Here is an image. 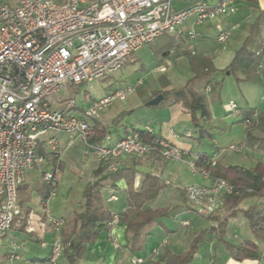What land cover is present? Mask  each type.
<instances>
[{"label": "built area", "instance_id": "2783aa9c", "mask_svg": "<svg viewBox=\"0 0 264 264\" xmlns=\"http://www.w3.org/2000/svg\"><path fill=\"white\" fill-rule=\"evenodd\" d=\"M174 1L0 0V247L19 215L18 188L24 184L26 173L39 170L46 163L45 152L59 160L61 145L57 133L77 138L84 146V155L98 159L108 172L115 170L116 161L124 156L143 159L157 152L168 162L184 161L189 156L160 138L144 143L137 132L112 144L109 134L100 145L88 144L101 114L133 92L129 86L113 88L81 110L74 101L67 102L61 111L49 102L63 88L111 77L133 53L162 35L176 33L189 18L194 19L195 25H203L235 13L233 0H215L211 5L197 1L178 11L173 8ZM216 28L217 42H228L231 31ZM196 36L194 30L186 34L190 55L196 54ZM155 70L162 72L163 68ZM226 108L230 112L235 105L229 102ZM256 118L255 112L244 123L249 125ZM145 131L151 132L148 127ZM187 165L192 173L207 179V172H197L192 161ZM40 173L42 183L51 187L52 196L61 171L52 166ZM261 183L264 189V177ZM184 190L189 206L200 217L218 213L224 207V197L234 193L224 180L205 186L192 184ZM109 200L116 198L111 196ZM40 206L59 235L65 220L50 215L47 200L40 201ZM118 221L114 215L109 227ZM180 224L188 226L189 222ZM112 246L116 250L122 247L116 240ZM61 253L58 236L51 247L50 262L55 264Z\"/></svg>", "mask_w": 264, "mask_h": 264}, {"label": "crops", "instance_id": "0c3cea01", "mask_svg": "<svg viewBox=\"0 0 264 264\" xmlns=\"http://www.w3.org/2000/svg\"><path fill=\"white\" fill-rule=\"evenodd\" d=\"M197 1H204L208 5L215 2V0H175L173 2V8L177 11L183 10ZM233 6L235 8L234 14L218 17L215 21H207L203 25H195L194 19L189 18L176 33L170 35L171 37H175L180 42L181 46L185 47V50L176 56V60H180L181 58L187 59L185 55L189 52L187 50L186 34L189 30H194L197 35L195 55L211 56L212 63L218 71L214 76V84L219 81L223 82L222 88L218 94L212 92V90L206 92L207 105L211 113L210 131L213 135L212 141L203 142L201 144H197L194 141L195 135L189 121V116L185 113L181 105L162 107L169 109L170 113H167V116L165 118L163 117L160 121L156 117V122L158 121V126L163 124L167 126L165 132L163 133L160 128L159 130L157 129L156 132L153 127L148 125L140 130H145L148 127L152 133L164 140L168 145L188 152L189 156L185 158L184 161L175 162L164 161L155 154L141 160L127 156L121 157L116 161L118 164L117 168H132L140 173L153 175L159 178L166 187H172L170 181L172 179L176 183V185L173 186L174 189H182L191 183H201L200 185L204 186L210 184L207 179V182L202 179L199 182L195 179L191 180L183 174L182 165H187L188 162L195 159L200 154H206L211 160L223 166L235 165L249 169L254 167L257 163L264 164V146L251 140L247 141L245 138L246 126L243 122H240L243 113L249 109H256L259 116L264 118V102L262 101L264 87L247 82L238 85L235 80L232 81V79H230L233 78L230 74L227 75L226 72L223 73L231 61L234 51L247 36L248 28L256 17L257 8L264 9V0H256L255 4L250 3L248 0H233ZM216 26L231 31V38L228 42L224 44L217 42ZM173 51V46H169L168 52L164 56L170 55ZM157 67L163 68L166 66L160 63L155 69ZM259 75L260 79L264 82V63L259 68ZM93 99L96 98L89 97L78 104L79 110ZM229 102L235 105V108L230 112L226 108ZM114 118L106 122L104 119L99 118V122L109 128L108 134L111 136L109 144L123 137L122 127L118 126L114 128L112 125V120ZM123 125L126 126L124 123ZM238 126L243 127L244 131L242 137L238 140L229 139V141H225L223 138L225 132H231L234 127ZM131 127L132 126L128 128ZM250 134L255 138L264 137V132L258 128L251 130ZM59 135L62 141L59 140V136L57 137L59 142H62V145L60 142L62 150L72 147L74 142H80L75 137L69 138L64 134ZM214 136L220 137L215 140ZM232 146L238 149L232 150L234 152V157L230 159L231 157L228 150H231L230 147ZM81 153H84V146ZM61 161L62 175L64 161L63 159ZM231 161H236V163ZM84 162L88 167V170H86L87 173L90 172L88 178L90 179L89 181H91L93 172L99 168L100 162L95 158ZM46 163L43 165L47 170L49 165ZM61 180L62 176L59 182H61ZM43 188L44 184L41 182L40 171H38V169L28 171L25 175L24 184L18 190L17 205L19 215L11 225L0 247V264H52L49 260L51 247L58 235L54 232L40 206ZM116 188L117 190L115 191L108 187L102 192L105 202L113 214L121 213L126 206V183L121 180L116 183ZM170 190L172 189L165 188V190L162 191L156 199L148 203L146 207L155 209L170 204L174 206L180 205L181 198L178 197V195L176 197L177 199L171 197L169 195ZM55 193L56 190L47 200V204L50 198L55 196ZM111 196H114L116 201L109 200ZM178 198H180V200ZM154 201L156 202L152 203ZM245 203L249 204V207L252 205H261L264 204V197L245 199L238 206V209L244 210L242 206ZM60 208V210H56L52 212V214L50 213V215L55 218H63L65 220L63 229H68L66 222L74 213L78 212V209L73 203L70 207L67 200L64 201V203L63 201L61 202ZM223 210L225 209L218 212L219 216H224L226 214L222 213ZM188 213L192 214L194 219L191 220L190 217L179 218L182 214L185 215ZM183 221H188V226H181L180 223ZM237 224L242 229V234L235 231V225ZM195 225L196 227H200V231H203L213 224L197 217L192 210L181 208L168 218L161 220L160 223L150 226L148 228L149 235L143 243L142 249L130 253L127 250H116L112 246L114 240L122 245V247L125 245V226L119 220L112 227H109L107 231L100 234L94 244L87 246L80 264H156L157 257L163 249H166L174 255H182L187 252L192 242L191 240L195 237L194 234H188V229L193 227L192 230H194ZM227 230L231 232V240H228L226 237ZM227 230L223 238L227 243L237 245L243 240H254L248 229L246 220L239 215L229 220ZM206 238H208V248L202 253L201 250ZM204 241L200 245L191 264H264L263 261H234L225 249V246L217 242L216 235H207ZM263 243L264 242H259L257 244L263 247ZM157 250L160 252L158 251V254H155L154 252ZM41 261L44 263H41ZM55 264L67 263L61 256Z\"/></svg>", "mask_w": 264, "mask_h": 264}, {"label": "trees", "instance_id": "16d2710c", "mask_svg": "<svg viewBox=\"0 0 264 264\" xmlns=\"http://www.w3.org/2000/svg\"><path fill=\"white\" fill-rule=\"evenodd\" d=\"M248 1L252 4L256 2V0ZM185 56L191 73V77L186 83L178 88L154 92L147 101L158 94H162L163 101L156 108L181 105L189 116L195 135L194 141L197 144H201L213 139L210 131L211 113L207 105V88H209V91L212 90V92L218 94L223 82L219 81L214 84V76L218 71L212 63L211 56L190 55L189 53ZM263 63L264 9L257 8L256 17L248 28L247 36L234 51L233 57L223 73L229 72L238 85L247 82L264 87V82L259 75V68ZM109 90L111 89L109 88ZM255 112L257 113V118L252 120L251 124L246 125L244 121L252 119V115ZM131 113L132 111L121 112L112 120L114 128L122 127L123 137L131 132H137L140 139L148 144L159 138L152 132L140 130L133 126L131 128L124 126L123 120L125 116ZM240 122H243L246 126V140H251L264 146V137L255 138L250 134L251 130L257 128L264 132V118L259 116L257 110L249 109L245 111ZM108 132L109 128L97 121L94 136L88 141V144L93 146L100 145ZM40 153L43 154V149H40ZM191 161L197 172H207V180L210 184L217 180H224L232 186L234 193L224 197L223 209L226 211L224 216H219L217 213L203 217L197 216L213 225L199 232L194 237L187 252L182 255H174L163 249L157 257L156 264H191L204 238L212 234L216 235L218 243H222L225 246L234 261L251 260L264 262V247H260L257 244L264 242V204L252 205L244 210L238 209V206L245 199L264 197V189L261 183L264 177V164L257 163L249 169L235 165L223 166L218 162L212 165L211 159L206 154H200ZM121 180L126 183V206L121 213L113 214L106 204L102 192L108 187L116 191V183ZM165 188L166 185L153 175L140 173L132 168H116L108 172L105 171L101 163L99 168L94 171L93 179L84 186L81 203L77 206L78 212L74 213L66 222L68 229H63L64 225L59 232L58 236L62 246L61 256L67 264H80L87 246L94 244L100 234L109 229V224L114 215L118 216L125 226V245L121 249L130 253L140 251L149 235L148 228L150 226L160 223L161 220L168 218L181 208L192 210L184 188L175 189L178 197L181 198L180 205L174 206L170 204L155 209L146 207ZM50 191L51 187L44 185L41 201L49 199ZM237 215L246 220L254 240H243L239 244L233 245L224 241L223 238L229 220ZM41 263L44 262L41 261Z\"/></svg>", "mask_w": 264, "mask_h": 264}, {"label": "rangeland", "instance_id": "374dc122", "mask_svg": "<svg viewBox=\"0 0 264 264\" xmlns=\"http://www.w3.org/2000/svg\"><path fill=\"white\" fill-rule=\"evenodd\" d=\"M55 1L59 2L61 0ZM169 46H173L174 51L173 53H170V55L164 56L168 52ZM184 50L185 47L181 46L180 42L175 37H171L167 34L162 35L156 38L153 42L143 46L137 52L133 53L127 59L126 65L120 71L113 74L111 77L101 81L83 83L78 86L63 88L61 92L53 96L49 100V102L54 105L55 109L61 111L66 107L67 102L74 101L78 105L86 98H99L104 96L109 91V88L112 89L129 86L133 89V92L128 94L125 100L123 101L116 100L103 114H101L100 118L104 119L106 122L107 120H111L112 118L118 116L121 112L132 111V113L125 116L123 120V123L127 127L133 126L137 129H143L145 126L148 125L153 127L155 131L157 129L159 130L160 128V130L164 133L167 126L165 124L158 126L159 123H157L158 121L156 122V117L160 121L161 119H163V117L165 118L167 116V113H170V110L167 108L157 109L156 107H148L146 106V101L148 97L151 96L154 92H157L158 90L160 91L162 89H172L181 87L191 77L187 59L181 58L180 60H176V56L182 53ZM160 63H162L166 67H163L162 72H157L155 70V67ZM230 79L234 81V78ZM139 82L141 84H139ZM243 131L244 130L242 126L234 127L231 132H225L223 138L225 139V141H229V139L238 140L240 137H242ZM57 136H59V140H61L59 133H57ZM219 137L220 136H214V139L217 140ZM82 148V142H74L72 147L65 150H62L61 148V156L58 161L57 159L52 158L50 155H47V152H45V154L47 155L46 162L49 165L47 170L54 166L62 172L61 160L63 159L64 161L63 173L61 175L62 180L58 183L55 196L53 198H50L47 204V208L51 214L52 212L61 209L60 204L62 201L64 203V201L67 200L70 207L73 203L76 208L81 203L84 186L90 180L88 178V174L90 172L87 173L86 170H88V167L86 166V163L84 161L92 159H87L84 153H81ZM228 151L231 157L230 159H233L234 152L232 150ZM154 154L159 156L157 152H154L148 155L147 157ZM231 162L236 163V161ZM182 166L183 174L187 178L191 180L195 179L199 182L202 179L203 181L207 182V180L203 178L200 174L192 173L188 165ZM41 167L40 168L42 171L46 170L44 165H42ZM38 171H40V169ZM40 178H42L41 173ZM170 181L172 183V187L166 188L172 189L170 190L169 195L173 198H176L178 194L176 193V190L173 187L176 185V183L172 179ZM191 184L200 185L201 183ZM178 199L180 200V198ZM155 202L156 201L152 203ZM242 207L244 209H247L249 207V204L245 203ZM222 213H226V211L223 210ZM182 217H190L191 220L194 219L193 215L190 213L185 215L182 214V216L179 218ZM192 228L193 227L188 229V234H194L196 236L199 232H201L200 227H196V225L194 227V230H192ZM235 231L241 234L243 232L242 229L238 226V224L235 225ZM226 237L228 240H231V232L229 230H227ZM207 241L208 238H206L203 243V247L201 250L202 253H204L206 251V248H208Z\"/></svg>", "mask_w": 264, "mask_h": 264}, {"label": "water", "instance_id": "95a60500", "mask_svg": "<svg viewBox=\"0 0 264 264\" xmlns=\"http://www.w3.org/2000/svg\"><path fill=\"white\" fill-rule=\"evenodd\" d=\"M226 74L228 75L229 72H226ZM162 101H163V96H162V94H158V95L155 96L153 99L149 100V101L146 103V106H148V107H156V106H158Z\"/></svg>", "mask_w": 264, "mask_h": 264}]
</instances>
